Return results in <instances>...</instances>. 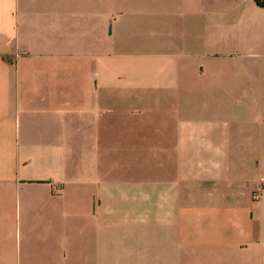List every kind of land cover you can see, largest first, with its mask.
<instances>
[{
	"label": "crops",
	"instance_id": "0c3cea01",
	"mask_svg": "<svg viewBox=\"0 0 264 264\" xmlns=\"http://www.w3.org/2000/svg\"><path fill=\"white\" fill-rule=\"evenodd\" d=\"M0 264H264V6L0 0Z\"/></svg>",
	"mask_w": 264,
	"mask_h": 264
},
{
	"label": "trees",
	"instance_id": "16d2710c",
	"mask_svg": "<svg viewBox=\"0 0 264 264\" xmlns=\"http://www.w3.org/2000/svg\"><path fill=\"white\" fill-rule=\"evenodd\" d=\"M257 2H258L260 5L264 6V2H260V0H257Z\"/></svg>",
	"mask_w": 264,
	"mask_h": 264
}]
</instances>
